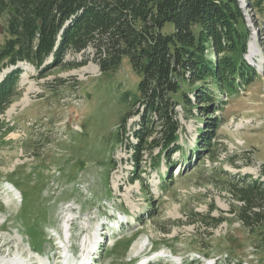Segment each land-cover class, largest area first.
<instances>
[{
  "label": "rangeland",
  "instance_id": "rangeland-1",
  "mask_svg": "<svg viewBox=\"0 0 264 264\" xmlns=\"http://www.w3.org/2000/svg\"><path fill=\"white\" fill-rule=\"evenodd\" d=\"M254 13L260 31L253 17L257 45L247 58L260 66L259 78L222 96L213 147L201 160L174 154L167 179L166 164L150 171L146 155L133 176L129 143L138 117L119 136L141 79L127 59L101 73L90 47L65 57L66 64L88 61L77 69L41 77L18 65V96L0 115V264H264V229L243 226L244 205L231 191V182L258 179L264 166V10ZM6 28L2 16L0 47ZM177 112L188 154L208 134L211 115Z\"/></svg>",
  "mask_w": 264,
  "mask_h": 264
},
{
  "label": "trees",
  "instance_id": "trees-1",
  "mask_svg": "<svg viewBox=\"0 0 264 264\" xmlns=\"http://www.w3.org/2000/svg\"><path fill=\"white\" fill-rule=\"evenodd\" d=\"M246 4L251 11L264 10V0ZM2 16L7 39L0 47V75L12 69L0 81V115L18 96L23 73L18 65L29 64L41 77L55 68L77 69L88 61L66 64L65 57L90 47L101 73L116 71L128 60L141 79L119 136L125 135L128 119L138 117L132 132L136 142H128L133 176L142 171L145 155L150 171L166 164L165 179L171 178L170 160L177 152L186 160L190 154L201 160L217 137L220 120L214 116L222 96H234L259 78L245 59L251 30L239 0H0ZM178 107L187 118L194 109L211 115L203 123L208 134L202 131L188 154L180 144ZM231 184L233 197L244 205L243 226L262 232L264 166L258 179L245 176ZM222 220L211 218L215 224Z\"/></svg>",
  "mask_w": 264,
  "mask_h": 264
},
{
  "label": "bare ground",
  "instance_id": "bare-ground-1",
  "mask_svg": "<svg viewBox=\"0 0 264 264\" xmlns=\"http://www.w3.org/2000/svg\"><path fill=\"white\" fill-rule=\"evenodd\" d=\"M249 20H250V18H249ZM248 20V21H249ZM256 45H257V42H256V39H254L253 40V42L251 41L250 42V45H249V53H248V56L249 55H251V51H252V55H251V58L253 57V54H254V50H255V47H256ZM254 58V57H253ZM251 60V59H250ZM252 61V60H251ZM22 65V64H21ZM20 65V66H21ZM23 66H30L29 64H23ZM32 67V66H31ZM25 68V67H24ZM27 68L28 67H26L25 69L27 70ZM2 77H3V75L1 76V79H2ZM24 101H27V99H25ZM24 101H22V102H24ZM17 105H15V106H13L12 107V110H15V107H16ZM10 112H11V110H10ZM8 188H9V190L11 191V192H13V193H15V194H17V196L19 195L20 196V193H19V191L18 190H16L15 188H14V186H12V185H9L8 186ZM69 221L70 220H68V219H66V221H65V227H64V230H65V236L66 237H68V232H69ZM176 261H178V263H182L181 262V260L180 259H177ZM6 264V263H5ZM209 264H215L213 261H209Z\"/></svg>",
  "mask_w": 264,
  "mask_h": 264
}]
</instances>
